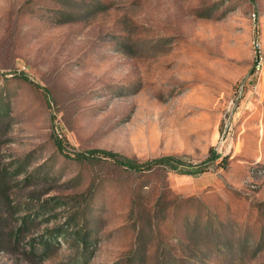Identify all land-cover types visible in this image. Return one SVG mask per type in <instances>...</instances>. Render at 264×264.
<instances>
[{
  "label": "rangeland",
  "instance_id": "374dc122",
  "mask_svg": "<svg viewBox=\"0 0 264 264\" xmlns=\"http://www.w3.org/2000/svg\"><path fill=\"white\" fill-rule=\"evenodd\" d=\"M136 262L264 264V0H0V264Z\"/></svg>",
  "mask_w": 264,
  "mask_h": 264
},
{
  "label": "trees",
  "instance_id": "16d2710c",
  "mask_svg": "<svg viewBox=\"0 0 264 264\" xmlns=\"http://www.w3.org/2000/svg\"><path fill=\"white\" fill-rule=\"evenodd\" d=\"M96 154L99 155L100 157H103V158H109V159H111L113 157L111 154H106L104 152H97ZM95 155L94 154H88V155L78 154V155H76V159H79V160H92L93 159L94 160V159L100 158L99 156H95ZM116 163H118V162H116ZM120 165L126 166L128 164H120ZM148 167H150V165H148L146 167H136V166L134 167V166H131V167H128V168L133 169V170L140 171V170L146 169ZM22 230L23 229L20 228L17 231L16 237L21 234ZM43 246H44V249H45L46 252L49 249H51V246L49 245V242L48 241H45L44 244H43ZM245 250L246 249H245V243H244L242 246H240V248L237 249V253H240V254L243 255L244 252H245ZM45 251H44V254L41 255V257H45V255H46ZM131 264H139V263L136 262V263H131Z\"/></svg>",
  "mask_w": 264,
  "mask_h": 264
}]
</instances>
